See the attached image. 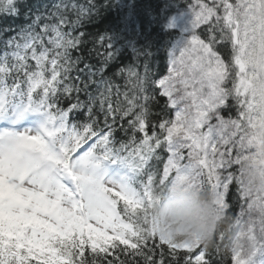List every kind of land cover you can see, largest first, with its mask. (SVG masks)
I'll return each instance as SVG.
<instances>
[{"label":"snow or ice","instance_id":"1","mask_svg":"<svg viewBox=\"0 0 264 264\" xmlns=\"http://www.w3.org/2000/svg\"><path fill=\"white\" fill-rule=\"evenodd\" d=\"M189 9L191 26L167 74L149 92L146 75L129 68L131 94H121L104 75L112 51L103 67L79 70L86 78L72 75L81 61L72 57L81 44L72 32L84 9L0 0V15L28 21L0 53V264H211L207 247L165 236L151 220L157 190L189 180L227 210L237 185L238 231L225 251L234 264L264 256V184L244 179L246 167L264 176V0H195ZM202 25L206 40L196 32ZM157 95L166 99L153 122ZM82 112L88 119L74 122ZM118 121L130 135L117 146ZM162 152L157 179L150 162Z\"/></svg>","mask_w":264,"mask_h":264},{"label":"trees","instance_id":"2","mask_svg":"<svg viewBox=\"0 0 264 264\" xmlns=\"http://www.w3.org/2000/svg\"><path fill=\"white\" fill-rule=\"evenodd\" d=\"M60 3L69 5L75 4L77 10L84 9L85 15L81 17L80 25L72 32L73 36L80 37L81 44L77 49L72 51V57L75 60L77 57L81 61L76 65V70L72 75H81L80 69H84L85 64L91 65L92 70L95 71L104 66V57L109 51L114 53V60L110 62L105 70V77L110 78L115 85L119 86L120 93L128 91L131 94V85L128 82L127 70L134 69L141 77L146 75L149 92L153 91L151 81L157 80L167 72L168 55L171 52L172 44L178 40V31L169 28V22L172 17L179 12L189 9L190 4H194L195 0H59ZM24 3L33 10L40 9L45 11L42 6L33 4L32 0H24ZM24 8L21 9L23 13ZM67 17L70 22H75L77 19V12L71 10L67 11ZM25 20L24 16L9 17L0 15V41L9 40L13 33H16L20 27L16 23ZM28 22V21H27ZM68 30V29H66ZM83 33V36L80 34ZM202 39H207L208 33L206 28L198 31ZM111 45V49L108 48ZM221 54L227 59V52L220 48ZM145 65H147V73H145ZM124 68L125 71L116 76L115 73ZM87 71V70H85ZM99 80L100 77H95ZM94 94L96 93V86L92 85L89 89ZM115 92V88L113 89ZM158 91V90H157ZM81 99H86L81 93ZM117 97L112 96L115 101ZM123 99V96H120ZM166 98L159 97V103L151 105L152 115L150 120L153 122L159 121L162 118L160 115V108ZM67 102H64L66 106ZM97 114L99 125L103 126V113L94 109ZM173 113L169 112L168 114ZM227 116V113H225ZM232 115L235 116V110H232ZM129 117L128 119H130ZM76 122H84L88 118L86 113L82 112L75 116ZM127 127L126 121H118L116 124V131L114 133L117 141V146L120 142H126L129 139V134H125L120 130L121 126ZM159 131V129H157ZM140 134H137L139 139ZM163 159L160 161H151L152 170L157 172L159 178L162 174L163 164L166 162L167 153H161ZM230 171H237L236 168ZM234 189L237 190V185L233 183ZM233 219L237 218L230 215ZM232 229V228H231ZM231 229L225 232V239L217 243L220 244V251L217 252L215 247L210 248L209 259L211 264H231L232 259L229 252L225 251L228 241L232 237ZM149 247H153L149 242ZM159 249H157V252ZM123 259V255L121 256ZM111 259V257L109 258ZM139 260V257L137 258Z\"/></svg>","mask_w":264,"mask_h":264},{"label":"clouds","instance_id":"3","mask_svg":"<svg viewBox=\"0 0 264 264\" xmlns=\"http://www.w3.org/2000/svg\"><path fill=\"white\" fill-rule=\"evenodd\" d=\"M245 182L264 184V176L246 167ZM215 193L193 181L177 182L157 190L150 216L158 231L176 240L198 241L208 249L215 247L220 232L235 227L236 220L217 203Z\"/></svg>","mask_w":264,"mask_h":264},{"label":"rangeland","instance_id":"4","mask_svg":"<svg viewBox=\"0 0 264 264\" xmlns=\"http://www.w3.org/2000/svg\"><path fill=\"white\" fill-rule=\"evenodd\" d=\"M205 2L211 4L212 0H205ZM192 20H193V17H192V14L190 12V9L181 11L177 15H175L174 17L171 18L168 27L171 28V29L177 30L178 33H179L178 34V40H176L172 50L175 49L178 44H180L183 40L186 39L187 30L190 28ZM204 28H207V26L206 25H202L200 28L196 29L197 34H198L199 30L204 29ZM233 168L238 169L239 166L238 165H233ZM237 231H238V226L236 225V227L234 229L235 235L237 234ZM235 235H233V236L235 237ZM231 264H234L233 260H232ZM257 264H264V256H261V257L258 258Z\"/></svg>","mask_w":264,"mask_h":264},{"label":"bare ground","instance_id":"5","mask_svg":"<svg viewBox=\"0 0 264 264\" xmlns=\"http://www.w3.org/2000/svg\"><path fill=\"white\" fill-rule=\"evenodd\" d=\"M32 1H33L34 5L42 6V7L45 4H47L49 7H48V9H45V11L50 10L51 6L53 4L60 3L59 0H32ZM26 23H27L26 20H21L20 22H18L16 24H17V26L21 27L22 25H24ZM175 42H176V40L173 42L172 48H173ZM172 48H171V50H172ZM167 59L169 60V55H168ZM166 74H167V72L164 75H166ZM164 75H162V76H164ZM168 116H169V118H173V113L168 114ZM157 179H158V177H157ZM227 202L230 205V207L228 209V213H230V215H234V217H238L239 214H240V209H241V205L243 203V200L240 198L238 191L236 189H234V186L230 185V191H229V194H228V197H227ZM235 220H236V218H235Z\"/></svg>","mask_w":264,"mask_h":264}]
</instances>
